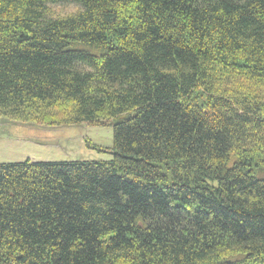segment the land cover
<instances>
[{
	"label": "trees",
	"instance_id": "1",
	"mask_svg": "<svg viewBox=\"0 0 264 264\" xmlns=\"http://www.w3.org/2000/svg\"><path fill=\"white\" fill-rule=\"evenodd\" d=\"M35 114L111 158L0 163V264H264V0H0V119Z\"/></svg>",
	"mask_w": 264,
	"mask_h": 264
},
{
	"label": "rangeland",
	"instance_id": "2",
	"mask_svg": "<svg viewBox=\"0 0 264 264\" xmlns=\"http://www.w3.org/2000/svg\"><path fill=\"white\" fill-rule=\"evenodd\" d=\"M51 9L55 14L62 16L76 12V7L72 6L51 7ZM50 115L35 114L34 117L39 118L40 123L0 119V163L105 161L111 158L108 153L87 148L86 140L93 145L111 148L112 128L84 124L50 126V123L45 121Z\"/></svg>",
	"mask_w": 264,
	"mask_h": 264
},
{
	"label": "bare ground",
	"instance_id": "3",
	"mask_svg": "<svg viewBox=\"0 0 264 264\" xmlns=\"http://www.w3.org/2000/svg\"><path fill=\"white\" fill-rule=\"evenodd\" d=\"M233 257V256H232Z\"/></svg>",
	"mask_w": 264,
	"mask_h": 264
}]
</instances>
